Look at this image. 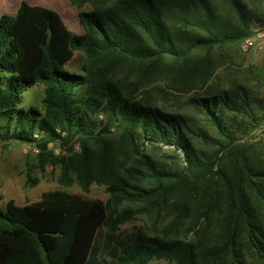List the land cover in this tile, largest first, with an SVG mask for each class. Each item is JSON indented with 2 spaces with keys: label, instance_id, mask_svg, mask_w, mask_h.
<instances>
[{
  "label": "trees",
  "instance_id": "16d2710c",
  "mask_svg": "<svg viewBox=\"0 0 264 264\" xmlns=\"http://www.w3.org/2000/svg\"><path fill=\"white\" fill-rule=\"evenodd\" d=\"M98 2L80 13L83 34L58 11L26 1L0 16V139L35 146L37 165L60 167L61 184L98 183L110 194L104 201L57 189L24 206L9 200L0 209V264H264V163L235 130L241 118L257 121L255 108L246 86L209 84L226 61L221 51L255 34L248 2ZM78 51L88 62L81 72L66 69ZM37 83L45 85L42 108H23ZM195 90L189 103L220 137L169 104L173 91ZM96 112L111 126L97 130ZM208 137L219 146L209 161L197 153ZM51 141L67 151L55 153ZM147 144L175 147L185 171L166 170ZM26 166V185L34 186L29 157ZM173 199L171 230L188 220L190 239L120 230L136 212L123 202L161 215Z\"/></svg>",
  "mask_w": 264,
  "mask_h": 264
},
{
  "label": "rangeland",
  "instance_id": "374dc122",
  "mask_svg": "<svg viewBox=\"0 0 264 264\" xmlns=\"http://www.w3.org/2000/svg\"><path fill=\"white\" fill-rule=\"evenodd\" d=\"M22 1H26L34 5H42L58 11L63 17L68 27L77 34L85 32L84 26L80 21V13L90 11L98 0H0V16L3 14H15ZM116 0H108V3ZM253 12V21L251 31L255 33L258 29L264 30V0H246ZM225 57V63L220 65L215 75L210 80V85L219 84L222 89H229L239 84L246 86L249 96L255 108V117L257 121L250 118H241V123L237 130V136L241 141L255 144L254 158L259 163H264V49L243 50L240 40L226 46L222 51ZM88 62V58L80 51L76 53L74 60L70 65H66V69L81 72V67ZM216 82V83H215ZM45 85L37 83L33 88L29 89L25 95L21 106L28 108L35 105L42 108V100L44 97ZM173 97H169V104L176 109L177 112L185 115L192 126L206 128L211 136L220 137L215 128L201 114L200 110L189 103V98L199 91H190L188 93H177L173 91ZM92 117L98 124L96 129L101 127H110L108 118L102 113H93ZM113 128V127H112ZM114 129V128H113ZM117 135V133H116ZM73 145V144H72ZM74 146V150H79V146ZM67 151V148H65ZM144 149L150 154L161 166L172 172L182 173L187 167L182 153L172 146H152L147 144ZM219 146H217L211 137L201 138L197 143V153L202 160H211ZM39 150L28 143L19 141H5L0 139V209L6 208V196L3 194V186L11 190H20L18 196L24 201L26 197L31 200L28 203L38 201L43 194L52 190H65L70 193L79 194L89 199H102L107 201L110 194L106 191L105 185L93 183L89 190H85L78 183L71 185L61 184L58 180L61 169L50 164L44 169H40L37 165V154ZM28 157L31 159V167L33 168V176L39 179L34 186L26 185V161ZM180 197V195H179ZM176 200H172L162 210L161 215L155 212L138 211L137 208H143L141 201H125L120 208L132 207L136 211L133 217L120 224V230L131 229L133 226L142 227L150 234L167 235L171 238L178 235L181 238L190 239L192 233L186 234V220L183 224L176 226L171 230L172 222L175 218ZM151 264H176L165 259L154 260Z\"/></svg>",
  "mask_w": 264,
  "mask_h": 264
},
{
  "label": "built area",
  "instance_id": "2783aa9c",
  "mask_svg": "<svg viewBox=\"0 0 264 264\" xmlns=\"http://www.w3.org/2000/svg\"><path fill=\"white\" fill-rule=\"evenodd\" d=\"M241 47L243 50H250V49H264V30L258 29L254 35L245 37L241 42ZM56 132L61 136H65L66 131L62 130L61 127H56ZM44 135V131H35L33 136L34 138L38 139ZM49 146L54 150L55 153L61 154L65 153L66 149L56 141H51ZM78 147L79 144H76Z\"/></svg>",
  "mask_w": 264,
  "mask_h": 264
},
{
  "label": "crops",
  "instance_id": "0c3cea01",
  "mask_svg": "<svg viewBox=\"0 0 264 264\" xmlns=\"http://www.w3.org/2000/svg\"><path fill=\"white\" fill-rule=\"evenodd\" d=\"M3 194H5V196H6V200H7V202L9 201V200H14L15 201V203L17 204V205H19V206H24V205H26L28 202L27 201H29V200H31L30 198H28V197H26V199L23 201L19 196H18V193H20V190H11V189H9V188H6V187H4L3 186ZM7 204V203H6Z\"/></svg>",
  "mask_w": 264,
  "mask_h": 264
}]
</instances>
